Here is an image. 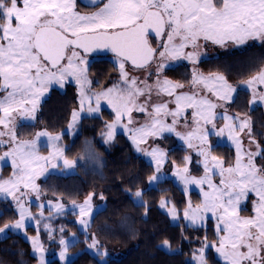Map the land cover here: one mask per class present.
<instances>
[{
    "label": "snow or ice",
    "instance_id": "1",
    "mask_svg": "<svg viewBox=\"0 0 264 264\" xmlns=\"http://www.w3.org/2000/svg\"><path fill=\"white\" fill-rule=\"evenodd\" d=\"M96 3L97 0H92V4ZM150 36L158 41L156 47H153ZM257 39L264 40V0H106L98 11L87 15L76 10V0H0V145H11L10 150L0 156V161L10 157L13 168L9 179H0V195L11 197L19 213V219L5 224L0 233L25 226V220L32 214L22 197L27 195V190L39 193L36 179L46 170L45 165L64 156L63 150L56 145L61 138L59 135L41 131L35 134L34 140L18 139L14 114L35 119L40 98L49 87L54 83L63 87L64 81L72 78L80 86L82 109L88 104L89 112H99L104 100L115 113V119L106 124L107 138H114L117 127H123L137 147L147 143L149 137L159 136L165 131L175 132L176 117L187 108L193 109L196 127L186 135L179 132L176 135L189 147L193 146V139L200 142L198 154L204 158V175L199 178L190 175L187 166L177 168L174 175L184 183L185 190L190 184L201 188L206 184L209 189L203 191L202 188L204 199L201 204L193 207L189 202L184 210L185 219L195 223L210 212L218 221V241L204 244L198 254L193 255V260L196 264H209L206 252L214 248L223 264H264V165L258 166L254 159L260 153L249 151L244 162L240 141L232 135L236 130L231 123L234 118L225 115L224 119L229 123L215 134L220 136L227 128L229 139L237 145L235 164L225 167L224 162L211 155L205 147L211 133L204 125L212 124V128H216L213 123L215 103L206 97H198L196 93L177 94L176 90L183 84L158 79L155 84L157 95L174 96L176 109L169 110L167 103H159L153 104L149 111L153 85L144 81V87H140V82L130 78L125 70L129 61L135 68H145L157 56L161 61L184 59L195 64L200 55L201 41L223 47L229 42L240 45ZM189 48L192 51H186ZM97 50H109L115 54L124 86L114 85L89 95L85 87L91 81L88 79V61L83 54ZM164 67L159 63L157 72ZM191 83L203 85L220 100H230L236 91L220 74L205 77L194 70ZM246 83L253 88L251 102L255 103L257 99L264 101V92L255 90L257 84L264 85V68ZM143 96L148 99L139 103ZM93 102L95 107L91 106ZM134 111L147 114L150 122L129 128L133 124ZM78 115V112H73L74 122ZM168 115L173 117L171 125L161 119ZM125 118L127 123H124ZM245 128L251 132L247 120L239 124L240 131ZM5 136L8 141L3 139ZM40 137H48L53 149L47 156L39 154L37 141ZM146 154L153 158L159 173L166 154L159 148H153ZM184 159L185 165L191 162L190 157ZM63 163L65 168L74 167V161L67 158ZM214 169L218 170L219 183H214L210 175ZM158 179L153 175L149 183ZM250 194L255 197L253 214L242 217L240 205ZM135 196L141 197V191H137ZM91 199L92 194H89L84 203L77 206L81 217L91 214ZM166 204L167 201H161V207ZM55 207L57 211L63 209L62 204ZM169 214L173 219L177 217L174 206ZM40 215L43 216V212ZM80 223L87 224V221L81 219ZM31 241L34 251L40 254V264H44V248L39 236L32 237ZM60 244L64 246L60 252L63 260L67 242L61 239ZM95 245L96 241H93L89 247ZM164 245H168L167 240Z\"/></svg>",
    "mask_w": 264,
    "mask_h": 264
},
{
    "label": "trees",
    "instance_id": "2",
    "mask_svg": "<svg viewBox=\"0 0 264 264\" xmlns=\"http://www.w3.org/2000/svg\"><path fill=\"white\" fill-rule=\"evenodd\" d=\"M115 57L113 54L91 56L87 67L93 88H108L119 83L120 71ZM201 63H205V66L212 65L213 71L226 73L232 81L240 80L246 83L249 76L257 73L264 65V44L243 46L229 54L218 55ZM173 68L176 74L174 72L170 74L179 81L187 83L189 69L177 67L184 72L178 73L176 67ZM180 75L181 77L177 78ZM246 100L237 99L236 103L239 101L244 106V109L238 107L240 109L237 110L238 112L249 109ZM77 102L76 87L73 83L66 84L64 88H52L38 109L36 124L30 126L45 128L52 133L63 131L70 121L73 110L77 107ZM257 109L262 107L253 111ZM112 119L113 113L103 108L98 116L81 118L79 123L82 131L74 138L67 132H62L61 140L65 157L77 159L84 167L82 177L77 174L58 177L60 184H57L56 193L77 199L99 190L98 192L105 196V199H102V208L92 213L91 222V232L96 235L97 244L106 251L104 259H100L102 253L93 254L86 249L87 241L91 237H82L77 225L66 223L70 225L68 231H78L81 235L75 244L69 246V250L78 253L68 264H190L186 260L187 256L196 252L205 240L217 239L214 227L212 224L208 225L207 229L192 227L187 225L183 218H180L178 223L171 222L168 214L161 209L160 201L163 198H172L181 213L185 206V198L179 187L169 178L159 181L155 186L144 188L141 192L142 201L139 203L127 193L125 188L135 175L139 174L146 179L153 169L151 164L132 151L129 140L124 134H116L107 146L98 143L106 123ZM258 119L261 122L258 125L262 128L256 133L259 139H262L263 114L252 116L251 122L256 123ZM86 128L91 129V147L95 152L91 154V160L82 158L85 150L84 137L87 136ZM210 150L225 161L233 157V148L224 143L211 145ZM184 154L185 149L180 146H174L168 151L170 158L180 165L184 163ZM257 163L264 165V151L262 156H258ZM98 164H101L100 174L94 171ZM4 168L8 170L9 166ZM190 196L193 203H200V196L196 191H191ZM34 208L35 205H32L33 210ZM17 217V212L10 203L0 199V227ZM68 231L66 230L65 233L67 234ZM27 232L33 233L34 228L28 227ZM165 240L174 250L170 251L162 247ZM213 250L209 249L206 253L209 264H222ZM36 260L31 253L30 242L20 233H11L0 239V264H35ZM46 264H60V261L53 258Z\"/></svg>",
    "mask_w": 264,
    "mask_h": 264
},
{
    "label": "rangeland",
    "instance_id": "3",
    "mask_svg": "<svg viewBox=\"0 0 264 264\" xmlns=\"http://www.w3.org/2000/svg\"><path fill=\"white\" fill-rule=\"evenodd\" d=\"M106 2V0H103L100 2V4L90 8V7H82L78 0H76V10L80 12L81 14H91L95 11L99 10V7L103 5V3ZM166 39V37H165ZM151 43L153 44V47H156L158 45V41L154 38L150 39ZM251 44H264V40H249L244 44L237 45L235 43L229 42L225 46L221 47L219 45H214L211 44L210 42L205 44L203 41H201L202 47L198 50L200 55L195 64H193L191 61L184 60V59H177V60H172V59H165L161 61V59L157 56V58L148 66L145 68H135L128 63L125 64V70L128 72L129 77L136 78L139 83L140 87H144V81L147 82L149 85H153L152 92H151V99L148 104L149 111H151V106L153 104H159V103H167L169 110L174 111L176 109V104H175V97L174 96H168L167 94L161 93L157 95V89L155 87L156 81L159 79L161 82L164 79L171 80L173 83H181L183 84L182 88H179L176 90L177 94H193L196 93L198 97H206L207 99L211 100L213 103L217 105L215 109H213V112L215 113V118L213 120V123L216 125V128H212V124H207L204 125V127L211 133L208 136V142L205 147H207L209 150L211 149V145H214L216 143H224L233 148V157L225 161L224 159L216 156L211 152V155L216 156L218 159L224 162V166L227 167L229 165H234L236 161V156H237V145L233 142L232 139H229V130L225 128L224 133L220 136L216 135L215 133L219 131V129L224 128L225 124L229 123V121H226L224 119V116H230L233 117L234 119L231 121L236 126L235 132L232 133V135L240 141V150L241 153L243 154V160L244 162L247 161V153L251 151L252 153H257L259 152L260 155H256L254 157L255 163L260 166L257 163V158L258 156L263 155L264 151V134L262 135V139H259V135L256 132H259L262 128V126L258 125V123H261L260 120L258 119L256 123L251 122L252 116H258L259 114H263L264 116V101H261L259 99L256 100L255 103H252V97H253V88L248 87L247 83L240 81V80H230L226 73L224 72H218V71H213L212 65L205 66V63H201L203 60H208L212 58L218 57V55H225L233 52L234 50L241 49L246 46H249ZM186 51H192L191 48L187 49ZM83 54V53H82ZM85 55V58L87 59L88 63L91 59V56L88 54H83ZM119 66L118 59L115 57L114 58ZM159 63H163L165 67L163 68L162 71L159 73L157 72V65ZM187 67L189 69V79L187 83L181 82L178 79H176L174 76H172V72L176 74V70L173 67ZM264 68V65L263 67ZM261 68V69H262ZM196 71L199 74H202L203 76L207 77L211 74H220L223 75L227 82L232 85L233 88L236 89L235 92L232 93L231 99L230 100H220L216 96H214L212 93L208 92L206 89H204L203 85L197 84L193 85L191 83L192 81V74L193 71ZM178 73H184L183 70L177 69ZM257 73L250 75L248 79H250L252 76L256 75ZM181 77L178 76L177 78ZM88 79L91 81V84L85 87V91L91 95L92 93H97L104 91L107 88H102V89H95L92 86V80L88 76ZM73 83L76 87V92H77V107L73 110L78 112L79 115L75 122L73 121L72 115L70 117V121L68 125L64 128L63 131L67 132L72 138H74L77 134L81 133L82 129L80 126V120L82 117L85 116H98L100 115V112L103 108H106L110 110L113 113V119L110 120L108 123H111L115 119V113L112 111L111 107L107 104L106 101L102 100L101 101V106H100V111L99 112H89L87 109L89 107L88 104H85L83 106V109L81 108L80 104V86L75 82L74 79L68 78L67 80L64 81L63 87H61L59 84H52L49 89L41 96L39 104L37 106V110L35 112V119H31L28 117H20L19 114H14L15 117V131L17 133V137L20 140H34L36 139L35 134L37 132L41 131H47L50 135H59L61 138L59 141L56 142L57 147L61 148L64 153V145L62 144V132H57V133H52L46 130L45 128H35L30 125L36 124V119H37V112L38 109L40 108L41 103L48 97L49 92L52 88L54 87H59V88H64L66 84ZM120 87H123V83L121 80L119 81L118 84ZM114 86V85H113ZM110 86V87H113ZM108 87V88H110ZM248 88V89H244ZM256 92H264V85L257 84L255 86ZM250 91V93H248ZM2 95V93H0ZM147 96H143L139 98V103H144L145 100H147ZM241 100L248 102V110H245L243 112H238L237 110L238 107H242L244 109V106L241 102L238 101ZM254 105H256L254 107ZM92 107H95V103L91 105ZM262 107V109H257L254 110L255 108ZM246 108V106H245ZM72 112V114H73ZM193 109L187 108L185 109L180 116L176 117L177 123L175 124V132H163L161 135L156 136V137H149L147 139V143H142L137 147L136 144L133 143L132 139H130V133L125 131L123 127H117L115 130V134L121 133L124 134L128 140L129 143L132 147V151L139 155L142 159H144L146 162L151 164L152 166V173L146 178L143 179L141 175L137 174L133 177V179L129 182L127 187L125 188L127 193L134 198L136 202H141L142 198L141 197H136L135 193L137 191H143L144 188L147 187H152L157 185V183L165 178H169L175 183L179 189L182 191L183 196L185 198V206L182 210V212H179V207L176 204L175 200L172 198H163V201H167V204L165 207H161V201H160V207L163 211H165L171 222L172 223H178L180 221V218L184 219V222L192 227H198V228H205L207 229L208 225H211L214 227L215 234L217 236L216 240L209 241L205 240V242L197 249L196 252L190 254L189 256L186 257L187 262L190 264H196V262L193 260V255L198 254V250L204 245V244H214L218 241V235L216 232V225H217V218L212 215V213H206L204 214L203 220H197L195 223H193L191 220L185 219L184 217V210L188 207L189 202L193 207L201 204L203 202V191H208V186L205 184L202 186L203 191L201 186H197L195 184H190L187 185V190H185L186 186L184 183L174 175L176 172L177 168H183L187 166L189 168V174L192 176H196L197 178L201 177L204 175V167H203V157L198 154L199 148L201 147L200 142L196 139L192 140V147H189L188 143L181 139L179 136L176 135V132L181 133L182 135H186L187 132L191 131L193 128L196 127L193 116H192ZM133 117V124L129 125V128H136L140 127L141 125L150 122V118L148 117L147 114L145 113H140V112H133L132 113ZM238 117V119H236ZM161 119H163L164 123L171 125L173 121V117L171 115L168 116H162ZM247 120L249 122V127L251 129V132H249L248 128H245L244 131H240L239 129V124L241 121ZM124 123H127V118H125ZM203 124V121H201ZM71 125V126H70ZM255 126V127H254ZM36 129V130H35ZM35 130V131H34ZM263 130H264V124H263ZM91 129L86 128V134L87 136L84 137L85 141V150H84V155L82 158H87V160H91V154H95L91 147L92 143V138L90 135ZM30 133V134H29ZM107 128L105 126L101 137L99 139V144L107 146L109 145L114 138L108 139L107 138ZM5 141H8V137L5 136L3 137ZM174 146H180L183 149H185V157H190L191 162L185 165V160L183 164H176L174 160L170 158L168 155V151L173 148ZM1 151H0V156L4 154V152L9 151L11 145L9 143H5L3 145H0ZM37 148L39 151V154L42 156H47L49 155L50 152H52V147L49 144L48 137H40L39 140L37 141ZM153 148H159L162 150L165 154V162L160 168L159 173L156 172V163L153 160V158L150 155H147V152H150ZM66 158L65 155L62 158L59 159H53L51 160L47 165H45L46 170L42 175H40L36 179V184L39 186V193L32 192L30 190H27V195L22 197V199L25 202V207L29 209V211L32 214L31 218H27L25 220V226L21 229H13L9 228L6 229L5 232L0 233V239L6 237L7 235L11 233H20L26 240L30 242L31 245V253L34 257H36V263L35 264H40V254L38 252H35L32 246V237H36L37 235L39 236L40 243L43 245L44 248V264H46L49 260L53 258H57L60 261V264H68L74 256L78 252H74L72 250H69V246L75 244L80 238L81 235L79 234L82 233V237L88 238L91 237L87 241L86 249L89 250L93 254H100L102 253V257L100 258L101 260L104 259V256L106 255V251L102 250V248L97 244L95 247H89V245L93 244V241H97L95 239V234L91 232V222H92V213L95 212L96 210L102 208L103 206V201L101 199V196H103L102 193H99V190H95L93 192H90L89 194H92V199H91V207L92 211L89 216H84L81 217L80 215V209L77 207L78 205H81L84 203L85 199L89 196L86 195L83 198H72V196H62L60 194H57L56 191L58 190V185L60 184L59 178L63 177H69L74 174H77L78 176L82 177V172H83V163H80L77 159H69L71 161H74V167L71 168H65L63 159ZM68 159V158H67ZM88 162V161H87ZM86 162V164H87ZM91 163V162H90ZM52 165H55L53 167ZM9 166L8 170H6L4 167ZM211 166V165H210ZM100 167L101 164L96 165L95 172L100 174ZM13 173V168H12V162L11 158H7L6 160L0 161V179H9ZM153 175H157L159 177L158 180L153 181L152 183H149V178ZM212 180L214 183H219L220 176L218 174V170L214 169L213 173H210ZM74 183H72L73 185ZM196 191L199 196H200V203H193L190 192L191 191ZM73 194V193H70ZM67 197V198H65ZM105 199V196H103ZM0 199L7 200L10 203V206L17 212V219H19V213L18 209L16 208L15 202L12 200L11 197H5L4 195H0ZM255 199L254 195H249V198L246 201H242L240 205V215L242 217H248L251 216L252 213V207H253V200ZM57 204H62L63 209L60 211L56 210L55 205ZM32 205H35L34 210L32 209ZM175 207L177 210V217L173 219L172 215L169 214V210L172 207ZM43 212V216L40 215V213ZM71 213H75L74 215H71ZM17 219H15L12 222H9L8 224L14 223ZM81 219L87 221V224H81L80 221ZM66 223H74L78 227V231H72L69 230L68 228L70 225H67ZM5 226V225H4ZM4 226L0 227L3 228ZM47 226V227H45ZM69 226V227H68ZM28 227H33L34 232L33 233H28L27 228ZM63 230V231H61ZM68 231L66 234L65 231ZM64 239L67 242V253L66 256L63 260L60 258V252L63 249V245L60 244V240ZM162 247L167 250H174L170 248L169 244L166 246L164 243H162ZM214 249V248H213ZM214 251V255L222 262V259L218 256V254ZM207 253V252H206Z\"/></svg>",
    "mask_w": 264,
    "mask_h": 264
},
{
    "label": "water",
    "instance_id": "4",
    "mask_svg": "<svg viewBox=\"0 0 264 264\" xmlns=\"http://www.w3.org/2000/svg\"><path fill=\"white\" fill-rule=\"evenodd\" d=\"M101 0H97V3L95 5H97ZM79 2L85 6H95L94 4H92V0H79ZM89 55H105V54H113L115 55L114 53H112L111 51L109 50H97V51H93L91 53H88ZM130 65L131 62L129 61L128 62Z\"/></svg>",
    "mask_w": 264,
    "mask_h": 264
}]
</instances>
